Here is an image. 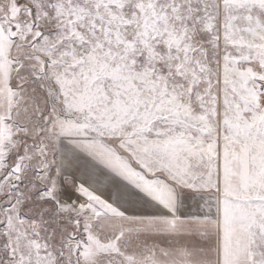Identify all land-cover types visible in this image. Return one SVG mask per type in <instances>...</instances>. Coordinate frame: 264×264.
<instances>
[{
    "label": "snow or ice",
    "instance_id": "snow-or-ice-1",
    "mask_svg": "<svg viewBox=\"0 0 264 264\" xmlns=\"http://www.w3.org/2000/svg\"><path fill=\"white\" fill-rule=\"evenodd\" d=\"M0 264H264V0H0Z\"/></svg>",
    "mask_w": 264,
    "mask_h": 264
}]
</instances>
